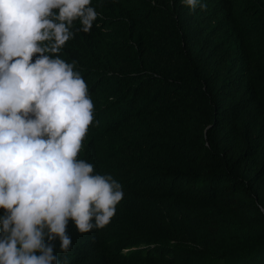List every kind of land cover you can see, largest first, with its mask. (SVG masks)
Segmentation results:
<instances>
[{
	"label": "trees",
	"instance_id": "obj_1",
	"mask_svg": "<svg viewBox=\"0 0 264 264\" xmlns=\"http://www.w3.org/2000/svg\"><path fill=\"white\" fill-rule=\"evenodd\" d=\"M200 4L92 0L90 32L73 22L56 55L94 105L77 159L124 198L103 229L70 219L58 264H264V0Z\"/></svg>",
	"mask_w": 264,
	"mask_h": 264
},
{
	"label": "clouds",
	"instance_id": "obj_2",
	"mask_svg": "<svg viewBox=\"0 0 264 264\" xmlns=\"http://www.w3.org/2000/svg\"><path fill=\"white\" fill-rule=\"evenodd\" d=\"M91 3L0 0V264H58L51 242L70 249L68 221L80 233L103 229L124 198L112 176L77 159L94 105L75 62L56 55L75 37L74 21L93 28Z\"/></svg>",
	"mask_w": 264,
	"mask_h": 264
},
{
	"label": "rangeland",
	"instance_id": "obj_3",
	"mask_svg": "<svg viewBox=\"0 0 264 264\" xmlns=\"http://www.w3.org/2000/svg\"><path fill=\"white\" fill-rule=\"evenodd\" d=\"M97 120H98V122H99V121H103L104 118H103V117H100V118H97Z\"/></svg>",
	"mask_w": 264,
	"mask_h": 264
}]
</instances>
